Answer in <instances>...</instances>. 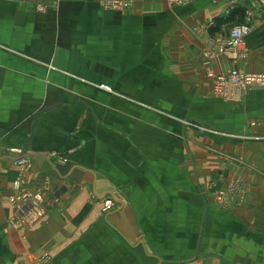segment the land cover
Returning a JSON list of instances; mask_svg holds the SVG:
<instances>
[{
	"label": "crops",
	"instance_id": "0c3cea01",
	"mask_svg": "<svg viewBox=\"0 0 264 264\" xmlns=\"http://www.w3.org/2000/svg\"><path fill=\"white\" fill-rule=\"evenodd\" d=\"M233 69L264 75V0H0V264H264V89L215 96Z\"/></svg>",
	"mask_w": 264,
	"mask_h": 264
},
{
	"label": "built area",
	"instance_id": "2783aa9c",
	"mask_svg": "<svg viewBox=\"0 0 264 264\" xmlns=\"http://www.w3.org/2000/svg\"><path fill=\"white\" fill-rule=\"evenodd\" d=\"M195 0H169V3L176 6H185ZM127 4L121 3L107 6L109 9H120L126 7ZM250 34L248 26L235 27L229 31L226 38L219 39L215 43V53L217 55H227L233 52H242L245 39ZM106 88V87H105ZM252 88L264 89V75L242 74L237 70H231L223 77H218L213 80V94L227 101L238 100L247 90ZM61 162H66L65 159L58 158ZM27 162L25 160L17 161V165L25 168ZM22 182L15 184L16 189H19ZM11 203L15 208V212L22 216V221L26 225H31L40 216L43 206V197L41 193L23 192L15 198H11ZM115 199H107L103 202L102 213L110 212L116 206Z\"/></svg>",
	"mask_w": 264,
	"mask_h": 264
},
{
	"label": "rangeland",
	"instance_id": "374dc122",
	"mask_svg": "<svg viewBox=\"0 0 264 264\" xmlns=\"http://www.w3.org/2000/svg\"><path fill=\"white\" fill-rule=\"evenodd\" d=\"M103 89L109 90L107 87H103ZM212 196L214 197L215 203L224 210H230V204L236 205L237 207H241L244 204L246 195H247V188L242 185L234 186L233 182L227 185L226 190H216L215 192H211ZM98 262L100 260L98 258ZM102 262V261H101Z\"/></svg>",
	"mask_w": 264,
	"mask_h": 264
},
{
	"label": "water",
	"instance_id": "95a60500",
	"mask_svg": "<svg viewBox=\"0 0 264 264\" xmlns=\"http://www.w3.org/2000/svg\"><path fill=\"white\" fill-rule=\"evenodd\" d=\"M29 156H35V157L45 158V156H42V155H40V154L27 155V154L24 153V154H23L20 158H18L16 161H19V160L25 159V158H27V157H29Z\"/></svg>",
	"mask_w": 264,
	"mask_h": 264
}]
</instances>
